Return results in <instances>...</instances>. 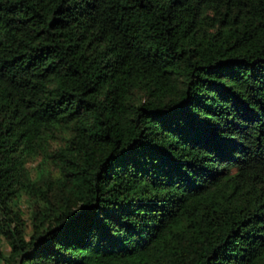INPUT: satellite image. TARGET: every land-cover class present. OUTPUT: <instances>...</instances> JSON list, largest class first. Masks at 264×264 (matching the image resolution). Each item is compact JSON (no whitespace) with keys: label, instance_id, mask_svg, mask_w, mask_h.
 I'll return each mask as SVG.
<instances>
[{"label":"trees","instance_id":"trees-1","mask_svg":"<svg viewBox=\"0 0 264 264\" xmlns=\"http://www.w3.org/2000/svg\"><path fill=\"white\" fill-rule=\"evenodd\" d=\"M0 264H264V0H0Z\"/></svg>","mask_w":264,"mask_h":264}]
</instances>
